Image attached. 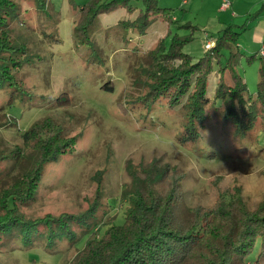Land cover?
<instances>
[{
	"label": "rangeland",
	"instance_id": "rangeland-1",
	"mask_svg": "<svg viewBox=\"0 0 264 264\" xmlns=\"http://www.w3.org/2000/svg\"><path fill=\"white\" fill-rule=\"evenodd\" d=\"M14 1L16 13L5 25L14 47L3 56L20 65L13 68L16 81L0 86V121L5 123L0 127V148L8 153L0 163V179L10 166L17 170L25 161L17 162L11 155L14 148L28 160L29 147L20 132L50 116L75 142L44 165L33 197L19 209L30 219L94 215L86 218L88 224H71L68 232L73 235L61 241L55 236L48 242L46 232L39 234L38 229L25 239L17 227L0 232V264H68L90 226L101 227L100 237L109 225L121 224L131 205L124 193L132 189L128 165L145 179L148 173L154 177L163 194L172 182L174 188L178 185L175 213L182 220L192 217V207L206 210L235 187L251 208L263 199L264 148L252 147L256 136L234 140L212 110L203 135L183 139L182 110L164 101L148 109L140 97L149 82L141 68L150 66L148 52L161 37L168 45L172 33L191 36L183 48L197 59L229 28L238 32L236 46L243 55L258 53L253 31L264 26V0H158L173 21L168 24L157 16L141 33L123 26L142 8L133 1V11L117 7L99 13L86 41L75 34V19L87 0ZM258 65V58L237 65L249 94L255 92ZM217 72L209 76L207 98L213 94ZM239 145L244 151L235 156ZM89 209L94 212H86ZM246 262L264 264L261 243Z\"/></svg>",
	"mask_w": 264,
	"mask_h": 264
},
{
	"label": "trees",
	"instance_id": "trees-1",
	"mask_svg": "<svg viewBox=\"0 0 264 264\" xmlns=\"http://www.w3.org/2000/svg\"><path fill=\"white\" fill-rule=\"evenodd\" d=\"M133 1L140 2L142 8L135 18L123 22L126 29L141 33L157 16L163 17L168 24L174 19L158 0H87L79 7L75 34L84 41L89 40L99 13L117 7L133 11L136 8ZM16 9L14 0H0V86L16 81L13 68L20 65L19 60L3 56L14 47L5 25ZM227 30L229 28L224 29L215 38L213 47L197 59L183 48L191 36L172 33L168 45L164 37L158 39L148 52L150 66L141 68L149 82L140 101L148 109L154 102L164 101L167 107L182 110L183 139L201 137L211 120L209 112L216 110L223 121L222 126L234 140L253 135L257 138L252 147L264 148V53L243 55L236 46L238 32ZM255 58L259 60L258 81L255 92L249 94L237 65L241 60L251 62ZM215 71H218V79L211 98H207L208 79ZM3 124L4 121H0V127ZM20 135L29 147L28 160L19 156L22 151L16 147L11 155L17 162L25 161L19 170L12 165L2 172L0 232L17 227L23 231L22 238L25 239L38 229L39 234L46 232L48 242L55 236L61 241L65 235H73L68 232L71 224L86 222L91 214H46L30 219L19 209V204H25L33 197L44 165L71 149L75 137L64 135L61 125L50 116L35 120ZM235 150L233 155L236 156L244 151V146L239 145ZM7 155L0 148V163ZM127 170L132 189L124 193L131 205L123 222L109 225L100 237L97 234L101 227L90 226L83 246L68 264H250L246 262L249 253L257 243L264 246V197L251 208L240 187H235L232 192L222 193L215 205L206 210L192 207V217L182 220L175 213L178 185L174 188L172 182L169 192L163 194L155 185L157 180L149 173L145 179L130 165ZM92 210L86 212L93 213Z\"/></svg>",
	"mask_w": 264,
	"mask_h": 264
},
{
	"label": "crops",
	"instance_id": "crops-1",
	"mask_svg": "<svg viewBox=\"0 0 264 264\" xmlns=\"http://www.w3.org/2000/svg\"><path fill=\"white\" fill-rule=\"evenodd\" d=\"M254 30L255 31H253L254 32L253 36H254V39L257 41V43H255L254 45L258 46L255 49H258L256 52H258V54H259L260 50L262 48H264V36H263V34H264V26L257 25V26H255ZM212 39H214V38H212ZM206 41H207V39L204 41V44H205ZM244 49L247 50L248 48L244 47ZM247 51H250V50H247Z\"/></svg>",
	"mask_w": 264,
	"mask_h": 264
},
{
	"label": "built area",
	"instance_id": "built-area-1",
	"mask_svg": "<svg viewBox=\"0 0 264 264\" xmlns=\"http://www.w3.org/2000/svg\"><path fill=\"white\" fill-rule=\"evenodd\" d=\"M209 44H210V42H209V41H206L205 44H204V47L207 49V48L209 47ZM263 53H264V48H262V49L260 50L259 54L262 55Z\"/></svg>",
	"mask_w": 264,
	"mask_h": 264
}]
</instances>
